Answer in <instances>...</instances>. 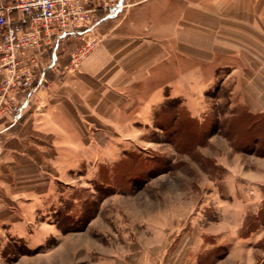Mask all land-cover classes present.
<instances>
[{"label": "crops", "instance_id": "obj_1", "mask_svg": "<svg viewBox=\"0 0 264 264\" xmlns=\"http://www.w3.org/2000/svg\"><path fill=\"white\" fill-rule=\"evenodd\" d=\"M122 2L119 10L99 12V24L85 35L98 44L75 66L79 42L53 40L54 63L42 84L0 112V254L7 232L37 222L71 176L101 170L164 104L179 101L195 119L214 100L224 111L264 119V0ZM254 157L253 171L236 173L255 196L223 201L219 226L147 224L105 247L91 238L66 242L49 249L46 264H256L264 239V155Z\"/></svg>", "mask_w": 264, "mask_h": 264}, {"label": "rangeland", "instance_id": "obj_2", "mask_svg": "<svg viewBox=\"0 0 264 264\" xmlns=\"http://www.w3.org/2000/svg\"><path fill=\"white\" fill-rule=\"evenodd\" d=\"M210 103L195 119L179 101L158 108L154 120L134 129V137L101 170L71 176L37 222L14 236L7 232L0 264H46L49 249L66 242L92 239L104 247L116 239L123 243L147 224L150 230L191 221L219 226L228 208L223 201L255 196L236 172L253 171L254 155H264V120L253 125V116ZM261 214L263 219L264 205ZM95 216L99 218L93 221ZM252 228L247 223V231ZM82 231L88 234L83 237ZM260 245L254 251L256 264H264V239Z\"/></svg>", "mask_w": 264, "mask_h": 264}, {"label": "built area", "instance_id": "obj_3", "mask_svg": "<svg viewBox=\"0 0 264 264\" xmlns=\"http://www.w3.org/2000/svg\"><path fill=\"white\" fill-rule=\"evenodd\" d=\"M7 1L0 2V112L13 106L19 92L30 96L42 84L45 69L54 63L53 40L79 42L70 61L75 66L98 44L96 39L87 41L85 35L99 24V12L124 6L122 0ZM42 59L48 62L41 70Z\"/></svg>", "mask_w": 264, "mask_h": 264}, {"label": "trees", "instance_id": "obj_4", "mask_svg": "<svg viewBox=\"0 0 264 264\" xmlns=\"http://www.w3.org/2000/svg\"><path fill=\"white\" fill-rule=\"evenodd\" d=\"M249 117L251 116V115H249V114H247ZM254 118V117H253ZM264 119H257L256 118V120L253 122V125H255L256 123H261L262 121H263Z\"/></svg>", "mask_w": 264, "mask_h": 264}, {"label": "flooded vegetation", "instance_id": "obj_5", "mask_svg": "<svg viewBox=\"0 0 264 264\" xmlns=\"http://www.w3.org/2000/svg\"><path fill=\"white\" fill-rule=\"evenodd\" d=\"M55 53H56V51H55Z\"/></svg>", "mask_w": 264, "mask_h": 264}]
</instances>
